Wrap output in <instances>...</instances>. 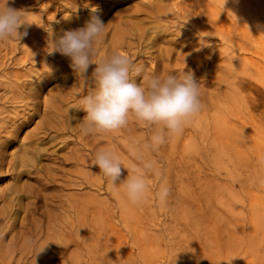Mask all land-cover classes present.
<instances>
[{"label": "rangeland", "instance_id": "374dc122", "mask_svg": "<svg viewBox=\"0 0 264 264\" xmlns=\"http://www.w3.org/2000/svg\"><path fill=\"white\" fill-rule=\"evenodd\" d=\"M23 1L26 0H7V3L14 8ZM253 3V22L235 19L237 27H231L227 18L229 10L221 12L222 35L203 34L207 39L204 44L207 58L192 63L198 58L192 57L187 61L189 65L184 72L178 69L172 74L178 77L191 74L194 77L199 84L202 104L198 114L208 118H201L199 123L195 116L179 137L169 134L167 129L162 130L159 125L138 121L131 114L128 119L130 134L126 141L120 138L122 132L118 137H111L103 131H94L88 134L87 144L86 138L80 142L75 133L56 134L53 131L42 139V143L36 144L41 168L25 172L21 179L38 189L34 191L40 192L38 198L31 196L23 201L33 200L39 207L29 212L26 218L23 217L24 210L17 214L13 230L0 242V247L5 249L14 245L10 237L21 229L22 224L43 219L44 202L50 205L46 207L48 210L59 213L63 210L61 204H66L65 200L71 194L86 198L92 193L100 213L96 219L97 237L103 234L102 214L109 213L111 220L107 230V248L98 241L93 259L84 250L73 263L67 256L77 247L70 243L67 256L55 255L49 264H264V157L258 154V150L263 152L264 149L263 145L258 148L249 145L251 135L258 134L256 138L264 139V81L262 77L248 80L241 74L245 62L264 65V10L256 0ZM5 4L6 0H0V7ZM131 4L104 5V22ZM94 6L97 12L102 11L99 4ZM59 16L53 21H57ZM188 27L182 18L162 20L156 29L159 35L150 49L156 54L161 49L172 47L173 56L178 52L186 56H191L195 50L202 52L201 44L187 46L190 39L177 43L172 41L179 36L180 30ZM196 29L192 27L189 33L194 36L202 34ZM140 60L149 70L147 54L136 61ZM144 76L141 75L138 81ZM56 85L57 81L49 83L45 91ZM230 92L234 94L232 99L228 97ZM213 101L222 103L223 118L219 121L210 117L217 111V108L210 107ZM40 104H43L42 98ZM72 104L71 101L68 106ZM2 105L0 103V107ZM69 113L76 114L74 122L83 120L86 115L83 109H72ZM25 114L27 116L29 112ZM40 120L39 113L34 114L21 126L19 137L32 132ZM1 131L4 137L6 133L2 127ZM158 133L164 136V143L153 147L151 137ZM218 135L221 136L220 142ZM109 137L116 140L112 142ZM119 138L126 142L124 159L120 158L126 168L121 179L131 174L133 167L146 172L148 190L142 201L135 204L123 191V180L116 186L108 185V179L88 160L91 152L96 154L99 149L117 146ZM20 144L19 140L13 141L8 150H3L7 159L20 149ZM171 145H175L173 151L170 150ZM211 151H214V156ZM4 163L5 168L7 161ZM145 163H151L152 168L144 169ZM4 168L0 173V193L8 191L13 182L12 173H6ZM89 172L95 174L94 184L79 185L84 173ZM45 173L48 178L43 177ZM36 178H43L45 183ZM162 185L169 189V195L163 202L157 196ZM2 202L0 197V207ZM42 226L47 227V220L42 221ZM25 235L16 238L18 245L24 241ZM43 240L44 236L37 239L36 245ZM47 242L48 249L55 247L52 238ZM36 260L34 252L13 264H38Z\"/></svg>", "mask_w": 264, "mask_h": 264}, {"label": "bare ground", "instance_id": "6f19581e", "mask_svg": "<svg viewBox=\"0 0 264 264\" xmlns=\"http://www.w3.org/2000/svg\"><path fill=\"white\" fill-rule=\"evenodd\" d=\"M256 1L264 10V0ZM124 2H132V4L115 12L109 20L104 22L105 17L102 12L105 11L106 6L111 3L121 4ZM96 4L102 7V11H96V6H94ZM222 4L223 0H26L14 6V9L21 10L24 19L30 25L26 29L23 27L20 29L21 32L27 31V35L22 36L21 39L17 37L0 41V103L3 104L0 107V173L3 172L4 161H7L4 171L6 173L10 171L13 177L8 191L0 193L3 201L0 207V242L13 230L17 214L21 210H24L23 217L26 218L29 212L39 207L33 200L23 201L31 196L38 198L40 192L34 191L38 190L34 186L21 181L25 172L41 168L36 155L39 153L36 144L42 143V139L53 131L56 134H64L67 131L75 133L80 142L86 138L85 143L88 144V134L82 131L83 120L74 122L76 114L73 116L69 111L72 109L74 111L81 110L83 99L95 91L96 81L92 75L95 65L93 64L89 68L88 74L74 71L70 67V58L53 51L59 38L68 30L84 27L86 22L92 18H99L105 26L100 38L93 45L92 59L99 63L109 59L117 52L126 55L134 66L142 68V75L145 74L144 78L138 81L139 77H135L137 83H140L153 76L163 78L175 73L178 69L180 72H184L189 65L187 61L192 57H198L197 60L193 59L192 63L200 58V61H204L207 58L204 55L206 47L204 44L207 40L204 35L209 33L216 36L222 35L221 12L230 11V16L227 18L231 22V27L238 26L235 19H246L249 23L253 22L255 7L253 0H227L225 7H222ZM32 7L38 8V10H33ZM86 10L89 12L86 13ZM57 15H60L59 18L57 21H53ZM174 17L182 18L189 27L180 30L179 36L172 41L177 43V41L190 39L187 46L201 44L202 52L195 50L191 56L178 52L176 56H173L174 48L166 47L154 54L150 48L159 35L156 29L160 27L162 20L170 21ZM192 27H196V30L202 34L194 36L189 33ZM172 41L170 42L173 43ZM143 54H147L150 58L149 70L144 67L143 60L136 61ZM241 74L248 80L262 77L261 79L264 81V65L245 62ZM55 81L58 82V85L45 91L47 85ZM230 93L228 97L232 99L234 94ZM41 98L43 99L42 105L40 104ZM71 101L73 104L68 106ZM221 104H215L214 101L210 104V107L217 108V111L210 116L214 120L219 121L221 117L223 118ZM27 112L29 115L25 116ZM36 113H39L41 120L35 125V129L28 135L19 137L18 132L23 123H26ZM196 118L200 123L202 122L201 118L208 117L197 114ZM129 123L119 130L103 132L111 137L113 135L118 137V133L122 132L120 138L126 141L130 134ZM1 127L6 133L4 137ZM262 131L264 132V130ZM177 136L179 137V135L175 137ZM251 136L252 142L249 145L255 148L263 145L264 149V139L261 141L256 138L258 134ZM137 137L139 138V136ZM120 138L117 141V146L105 149H111L121 159H124L122 155L126 149V142H122ZM218 138L220 142L221 136L218 135ZM18 140L21 143L20 149L13 152L11 158L7 159L8 156H5L4 151L10 148L9 144ZM110 140L114 142L116 139L110 138ZM259 140L262 144L257 142ZM214 142L216 145V139ZM90 147L92 148L93 145ZM173 147L175 145H171L170 150L173 151ZM210 153L215 155L214 151ZM258 154L259 157H264V150L263 152L258 150ZM93 157L95 154L91 152L88 160L92 164L94 163ZM48 170L51 169L48 168ZM48 176L45 173L43 177L48 178ZM36 179L42 181V184L45 183H43V178ZM94 179L93 172L84 173L78 184L93 185ZM65 203L60 206L63 210L57 213L48 210L46 207L49 204L44 202L45 206L43 205V207L45 208L41 211L43 219L39 220L41 223L22 224L21 229L10 237V241L14 242V245H8L5 249L0 247V264H13L34 252L37 255L38 264H49L55 255L68 254L67 249L70 243L77 247L74 252L66 255L73 263L77 261L84 250L89 258L93 259L98 241L106 249L108 246L107 230L111 220L109 213L102 214L103 234L97 237L96 219L100 213L96 209L93 194H88L86 198H80L78 194H71ZM44 220H47V227L42 226ZM24 235V241L18 245L16 238ZM43 236L44 240L37 246L36 240ZM49 238H52L55 246L52 249L46 247ZM35 247L37 248L35 249ZM78 249L79 251H77ZM89 261L92 262V260Z\"/></svg>", "mask_w": 264, "mask_h": 264}, {"label": "clouds", "instance_id": "9594fccd", "mask_svg": "<svg viewBox=\"0 0 264 264\" xmlns=\"http://www.w3.org/2000/svg\"><path fill=\"white\" fill-rule=\"evenodd\" d=\"M227 0H223L225 7ZM30 23L24 19L21 10L8 6L7 0L0 7V41L19 38L27 35ZM104 23L99 18H92L84 27L66 31L55 43L53 51L70 58V67L74 71L88 74L94 64L92 73L96 81V89L82 101V131L85 134L94 131H116L125 127L130 114L147 125H159L167 129L169 134L179 135L201 110L200 89L198 82L191 74L182 77L167 75L163 78L151 77L137 83L135 77L142 75V68L134 66L128 56L119 52L109 59L97 63L92 59L93 45L100 38ZM152 146L164 143L160 133L151 137ZM151 163H145L144 169H151ZM93 167L109 182L116 186L124 181L122 188L132 203L142 201L148 190L146 172L133 167L131 174L121 179L126 169L120 157L111 149H101L95 154ZM129 170L127 169V172ZM169 189L161 186L157 193L160 201H165Z\"/></svg>", "mask_w": 264, "mask_h": 264}]
</instances>
